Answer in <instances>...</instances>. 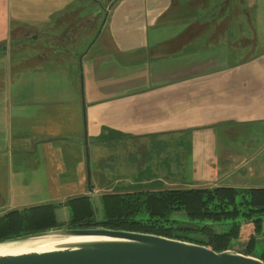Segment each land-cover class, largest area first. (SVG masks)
Masks as SVG:
<instances>
[{
  "label": "crops",
  "instance_id": "obj_1",
  "mask_svg": "<svg viewBox=\"0 0 264 264\" xmlns=\"http://www.w3.org/2000/svg\"><path fill=\"white\" fill-rule=\"evenodd\" d=\"M236 2L0 0V215L51 203L65 225L66 199L106 187L264 188V142L215 130H264V0Z\"/></svg>",
  "mask_w": 264,
  "mask_h": 264
},
{
  "label": "trees",
  "instance_id": "obj_2",
  "mask_svg": "<svg viewBox=\"0 0 264 264\" xmlns=\"http://www.w3.org/2000/svg\"><path fill=\"white\" fill-rule=\"evenodd\" d=\"M19 40L10 41L9 47ZM5 48L0 44V53ZM63 204L69 213L65 225L70 227L151 233L215 251L244 238L247 241L241 252L248 255H253L257 237L264 238V188H116L100 195L99 216L90 195L70 197ZM55 208L56 204L48 203L4 212L0 215V241L64 226L56 218ZM220 225L229 228L218 231ZM260 257L264 260V250Z\"/></svg>",
  "mask_w": 264,
  "mask_h": 264
},
{
  "label": "water",
  "instance_id": "obj_3",
  "mask_svg": "<svg viewBox=\"0 0 264 264\" xmlns=\"http://www.w3.org/2000/svg\"><path fill=\"white\" fill-rule=\"evenodd\" d=\"M85 150L87 151L86 142ZM86 160L88 162V154ZM87 181L89 185L88 164ZM79 237L90 239L46 251L0 254V264H264L261 257L232 248L215 251L195 242L101 226L64 225L4 239L0 244H16L38 238Z\"/></svg>",
  "mask_w": 264,
  "mask_h": 264
},
{
  "label": "rangeland",
  "instance_id": "obj_4",
  "mask_svg": "<svg viewBox=\"0 0 264 264\" xmlns=\"http://www.w3.org/2000/svg\"><path fill=\"white\" fill-rule=\"evenodd\" d=\"M95 1H96V3H98L97 5H99L98 6V9L102 11L104 4H106V5L108 4L109 5V4H111V2L113 0H95ZM214 1L215 0H211V2H214ZM237 4L238 3L236 2V0H232V7L233 8H235L237 6ZM250 16H251V14H250ZM241 19L244 20L242 14L240 13V14H238L237 20H241ZM233 20H234V18H233ZM243 24L244 25L246 24V20L243 21ZM247 32H248V29H247ZM20 35L21 34H19L15 29H12L11 30V35H10V40H12V41L13 40H16L17 38H20ZM234 50H235V48H234ZM26 51L31 52L32 50L30 48H28V49H26ZM13 56L15 57L16 55H13ZM227 127H231V126H227ZM227 127L226 126L225 127H223V126L221 127V126L218 125L217 127H215V130H216L218 136L224 138L223 141L226 140L228 143H231L232 142L233 146H238L239 143H241L242 141H244V142L247 141L248 140L247 139L248 136H250V137L252 136L253 138L259 137V138H256L254 140L259 139L256 142H259L260 145L264 142L263 141L264 140V130L263 131L260 130V131L257 132V129H256V128H258L257 126H249V127L247 126V127H242V128H238L237 127V128H233L232 130L228 131V132H233L234 133L233 134V136L235 137L234 140H229L228 139V137H229L228 136V132H225L224 131V129L227 128ZM130 144H131L130 141H127L126 146L129 147L128 145H130ZM152 144L154 146V148L151 149L152 150V154H153L152 158L153 159H156V161H158V162L159 161H163V162L169 163V165H170L169 159H174L175 156H169V154L174 155L178 151V148L172 147V142H169V148L168 147H164V146L162 147L161 146V140L160 139L157 140L155 138L152 141ZM183 145H184L185 151L187 153L188 152V148H189L188 147V142L185 141L183 143ZM117 153L119 154L120 158L123 156L122 149H119ZM188 158H189V156L188 155H185V157H184L185 164H187ZM177 159L180 162L182 160V157H179ZM98 160L100 161L101 158H98ZM185 164H184V166L182 165V167H185ZM114 172L115 173L121 172V174L123 176H128L127 169H121L120 171L116 170ZM112 174H113V171H111V167H108V169L105 171V174L104 175L107 176L108 179H110L113 176ZM96 190H98V187L96 188ZM98 191L99 192H97V194H99V193L102 194L104 192L111 191V189L109 187H106L104 189H99ZM93 204H94L96 216H99L100 209H99V206H97V199H96V197L93 199ZM220 226L221 227H218L217 228L218 231L227 230L229 228V226H227V225H225V226L224 225H220ZM261 237L262 236H258L257 237L256 243H255V248H254V251H253V254H255L257 256H260V254L264 250V241H262L260 239ZM239 241H240L239 239L238 240H234L232 242L230 248L233 249L234 245L238 244ZM10 245L13 246V247H16V246L19 245V243L10 244Z\"/></svg>",
  "mask_w": 264,
  "mask_h": 264
},
{
  "label": "bare ground",
  "instance_id": "obj_5",
  "mask_svg": "<svg viewBox=\"0 0 264 264\" xmlns=\"http://www.w3.org/2000/svg\"><path fill=\"white\" fill-rule=\"evenodd\" d=\"M90 238H38L19 243L18 246L13 247L10 244H0V254H13L27 251H46L57 248L59 246L72 243L75 241H82Z\"/></svg>",
  "mask_w": 264,
  "mask_h": 264
}]
</instances>
